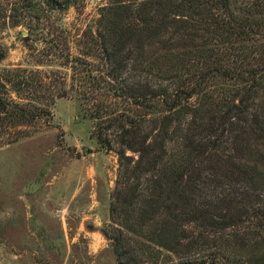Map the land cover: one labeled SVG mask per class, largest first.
<instances>
[{"label":"trees","instance_id":"obj_1","mask_svg":"<svg viewBox=\"0 0 264 264\" xmlns=\"http://www.w3.org/2000/svg\"><path fill=\"white\" fill-rule=\"evenodd\" d=\"M78 1L0 0V59L5 27L48 29L47 11ZM235 2L108 0L62 49L46 41L68 83L58 69L0 71V123L49 116L75 95L117 154L103 231L121 264L163 252L174 264H264V0ZM219 115L244 129L214 135Z\"/></svg>","mask_w":264,"mask_h":264},{"label":"rangeland","instance_id":"obj_2","mask_svg":"<svg viewBox=\"0 0 264 264\" xmlns=\"http://www.w3.org/2000/svg\"><path fill=\"white\" fill-rule=\"evenodd\" d=\"M107 1L79 0L47 11L48 29L30 28V22L5 27L1 41L8 51L0 71L58 69L68 83L70 71L43 54L46 41L57 38L62 49V37L92 26ZM49 108V116L19 126L0 123V264H121L103 231L110 223L117 154L97 142L96 121L75 95L56 98ZM213 124L221 137L244 129L240 121L224 124L220 115ZM175 261L163 252L158 264Z\"/></svg>","mask_w":264,"mask_h":264}]
</instances>
